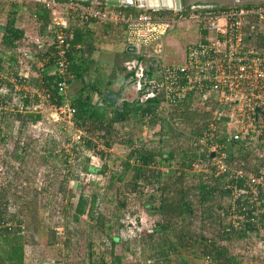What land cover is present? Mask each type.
<instances>
[{"label": "trees", "instance_id": "16d2710c", "mask_svg": "<svg viewBox=\"0 0 264 264\" xmlns=\"http://www.w3.org/2000/svg\"><path fill=\"white\" fill-rule=\"evenodd\" d=\"M191 6H185L186 10ZM119 7L128 12L144 11L134 6ZM23 10L37 17L42 24L41 29H47L51 12L44 5L36 3L32 6L28 2L0 0V18L5 23L2 49L15 48L16 42L25 36V30L18 25ZM148 12L156 15L173 13L151 9ZM71 30L73 38L68 50L69 70L74 74L72 81L79 82L74 95H71L76 109L74 120L76 127L86 132V140L71 142L72 154H76L75 161L79 163L76 170L69 161L70 154L57 148L60 141L54 137L46 140L49 146L41 154L39 163L47 165L54 159L55 165L64 166L66 172L58 179V194L63 199L70 193L69 181L77 179L81 170L106 179L102 192L95 190L90 196L83 192L78 194L74 202H62L60 215L64 214L66 218L70 213L76 217L87 215L91 221V230L101 232L105 236L103 242L109 245L105 247L91 239V230L88 229L86 256L79 261L71 259L73 242L70 239L74 233L73 228L67 225L63 229L66 238L64 233L61 240V232L57 227L52 228L46 220L38 217L36 198L47 188L33 189V181L22 169L33 153L28 152L27 144L21 141L20 135L15 140L18 148L13 153L14 158L22 162L20 168L13 175L0 172V264L32 263L28 251L29 246H32L31 236L34 231L39 233L43 230L47 232V244L59 248L61 264H126L129 253L124 250L125 246L119 247V244L122 240L121 218L131 198L138 201L143 209L161 215L157 234L134 238L133 242L140 244V253L148 252L143 260L135 264H190L192 261L206 264H264L260 262V256L248 258L239 250L236 253L235 246L230 244L240 241L248 244L249 248L252 240L253 243L264 240V214L260 218L261 226L256 225L250 219L251 212L245 208L247 201L240 199L236 205L237 213L244 214L245 218L235 220L234 224L228 201L231 188L226 184L234 180L239 187H246L243 186L244 180L234 179L227 172L215 175V167L209 165L212 157L209 146L197 141L217 108L213 99L205 100L190 93L175 106L174 111H170L163 104L160 84L151 88L153 85L150 82L141 81L142 87L138 93L122 99L121 89L116 101H112L102 94V78L91 74L95 68L92 55L96 47L90 43L88 33L82 27L72 26ZM139 59L147 62L145 57ZM1 62L2 57L0 66ZM129 71L128 78L140 80L136 75L138 65ZM89 75H92L91 80ZM43 78L46 85L56 93L59 75L44 71ZM103 98H106L105 102ZM41 118V114L35 113L1 114L0 143L6 144L14 139L12 136L8 138L9 130H5L4 121L21 122L19 127L22 128V134L29 122ZM228 137L225 134L220 141L228 145L231 161L245 162L248 170H256L261 163V159L252 152L256 146L253 144L247 147L242 140H228ZM100 140L102 149L96 152ZM120 146L124 148L123 154L111 152ZM84 149L99 153L103 159L102 165L91 163L88 157L82 160L80 153ZM2 160L4 163L5 160ZM197 163H201L198 168L195 166ZM91 183L100 186L97 182ZM110 206L111 212L108 208ZM129 249L131 254L138 253L137 248ZM153 259L158 261L150 262Z\"/></svg>", "mask_w": 264, "mask_h": 264}, {"label": "built area", "instance_id": "2783aa9c", "mask_svg": "<svg viewBox=\"0 0 264 264\" xmlns=\"http://www.w3.org/2000/svg\"><path fill=\"white\" fill-rule=\"evenodd\" d=\"M8 1L39 3L49 9L51 21L47 32L51 38L31 39V45L16 48L14 59L6 56L2 60L0 115L41 114V119L29 122L28 126L60 124L65 130L75 127L77 133L72 135V140L84 141L86 132L76 127V109L68 93L74 79L69 70L68 55L73 38L71 20L77 17L84 22L124 24L127 49L140 58L145 57L143 51L149 48L150 59L161 61L162 76L156 85L160 84L162 89L163 103L175 109L179 102L194 93L205 100L212 98L217 104L213 117L197 141L209 146V152L214 153L209 165L215 167V175L227 172L234 179L244 180L243 186L246 187H239L234 180L226 184L231 188L228 201L234 224L235 220L245 218L236 209L242 199L247 201L245 208L252 214L250 219L261 226L260 218L264 214V2L234 0L229 4L192 5V11L186 10L184 4L180 9H151L173 12L156 15L148 12L150 8L135 13L82 0ZM182 23L193 26L199 38L186 46L183 62L164 64L162 53L166 37ZM4 25L0 24V45ZM143 62L140 61L142 66L141 72L137 71L138 77H144ZM137 65L139 70V64L134 67ZM44 71L59 75L56 93L46 85ZM5 122L8 120L3 124ZM19 125L22 123L14 124ZM225 134L229 135L228 140L240 139L247 147L256 146L252 152L261 159L256 170H248L245 162L231 161L228 145L220 141ZM200 164L195 166L198 168ZM258 243L264 247V240Z\"/></svg>", "mask_w": 264, "mask_h": 264}, {"label": "rangeland", "instance_id": "374dc122", "mask_svg": "<svg viewBox=\"0 0 264 264\" xmlns=\"http://www.w3.org/2000/svg\"><path fill=\"white\" fill-rule=\"evenodd\" d=\"M234 0H182L183 4H187L185 6L196 5L199 3H212L215 5L219 4H228L233 2ZM246 2H264V0H244ZM140 10L142 8H139ZM173 10V8H172ZM188 11H192V7L187 9ZM174 15V14H173ZM4 23V20L0 18V24ZM188 23H182L181 25L176 26L166 37V45L164 48V51L162 53V59L164 64H179L183 62L186 46L192 42L198 40V34L196 29L193 28V26L187 27ZM33 37L31 39L33 40L36 37V34L33 33ZM1 51V49H0ZM149 48L145 49L143 51V55L146 57L147 61L150 59L149 57ZM119 55V54H117ZM123 55V54H122ZM125 55V56H124ZM124 65L125 70H131L134 65L137 63L139 64V72H141V63L140 59L138 58L137 54H128L124 53ZM145 65V64H144ZM115 67V65H114ZM111 63H108L104 67L100 68L98 72L95 74L97 77H101L102 74L105 75V78H108L110 76L111 78L114 77L115 71ZM109 77V78H110ZM90 79V77H88ZM102 78V77H101ZM105 78H102V82L105 83ZM71 83V82H70ZM134 86V87H133ZM133 90L137 93L139 91L138 87L141 86L139 82H137L136 86L133 85ZM156 86V85H155ZM136 88V89H134ZM153 88V86L151 87ZM152 90V89H151ZM136 93L130 94L129 97H132V95H135ZM164 105H167V108L170 106L167 103H163ZM170 111H174V108H169ZM14 122L9 121L5 122L3 125L5 126V130H9L8 132V138L11 136L14 138L11 141L6 142V144L0 143V172H9L11 175L14 174V171L20 168L22 162H18L14 156V150H16L18 147V143L16 141L18 140V137L21 135V141H24L27 147L28 152H32L33 154L31 157H28L27 161L23 165L22 169L25 170V172L30 176V179L33 181L32 188H38L41 189L43 187L47 188V191L41 192L37 198L36 203L38 206V217L39 219L46 220L47 224L51 226L52 228H56L59 230L61 240L64 236L63 229L67 225H70V229L73 228L74 233L71 234V242H73L72 246V252H71V259L74 261H79L83 257L86 256V244L89 240L87 236L88 229L91 230V221L89 220L87 215H81L79 217L74 216V213L67 214V217L64 214L60 215V207L62 206V202L69 203L71 200L76 201L78 199L79 193H86L88 196L91 195V192L97 190L99 192H102V187L106 183V179H103L100 176L92 174V173H84L83 170L80 171L78 174L77 179H71L68 183L70 193L68 194L66 199H63L61 194H58L59 190V181L58 179L62 177V174L66 172L64 166L55 165L54 162H56L54 159L50 160L47 165L43 163H39L41 161V154H44V150L46 147L49 146L48 143H45L46 140H50L51 137L56 138L59 140V146H57L60 150H65L66 154H70L69 161L72 162L74 165L75 170L79 167V163L75 161L76 154H72V148H71V142L72 135L77 133V129L75 127H67V130L64 129V127H61L60 124H45L38 127L34 126H27L25 127V131L20 134V131H22L21 127L14 126ZM120 127V126H119ZM122 127V126H121ZM141 130V129H140ZM156 137V136H155ZM86 136L84 137V140ZM154 138V137H153ZM17 139V140H16ZM16 140V141H15ZM83 141V140H81ZM98 147L95 149V151H99L102 149L101 140L99 141ZM20 144V143H19ZM123 146L115 147L111 151L113 154L116 152V154H123ZM92 150H83L82 153H80V157L83 158L82 160L86 159L87 157L90 159V162L96 165H102L103 159L99 155V153H96ZM5 162L3 163V160ZM82 164V162H80ZM100 178V179H99ZM97 182L100 184V186H96L95 184L91 182ZM72 188V189H71ZM76 190V192H74ZM72 191V192H71ZM102 207V206H101ZM111 212V206L108 207ZM128 209V210H127ZM125 209L124 216L121 218V222L123 223V226L121 227V236L122 240L119 244V247H124V250H126L129 254L126 258V264H135L136 261L143 260L148 252L140 253V244L139 242H133L134 238H144L150 234H157L159 231H157V227H159L158 223L161 222V215L153 210H146L143 209L139 202L136 200H130L129 206ZM127 210V211H126ZM112 215V214H109ZM35 232V231H34ZM31 236L32 240V246H29L28 251L31 255L29 256L30 261L32 263L29 264H58L57 262L61 260V257L58 253V247L47 244L48 237L47 234H45L46 230H43L42 232L39 231L35 232ZM47 233V232H46ZM212 233V231H210ZM92 238L95 242L98 244L102 243L103 245L108 246L109 243L105 244L103 242L104 235L101 234L98 230H91ZM66 238V233H65ZM131 242V243H130ZM260 242V241H258ZM232 247L235 246L236 253L242 252L245 256L248 258H257L259 257L261 260L260 262L264 263V247L260 245V243H251V246L248 248V244L241 243L240 241L237 242H231L230 243ZM240 246L245 247L240 248ZM137 248V254L134 255L131 254V251L129 248ZM102 248V247H101ZM120 249V248H119ZM37 259V260H35ZM158 261V259H153L150 262ZM252 260V259H251ZM62 262V261H60ZM159 263V262H158ZM190 264H206L205 262H194Z\"/></svg>", "mask_w": 264, "mask_h": 264}, {"label": "crops", "instance_id": "0c3cea01", "mask_svg": "<svg viewBox=\"0 0 264 264\" xmlns=\"http://www.w3.org/2000/svg\"><path fill=\"white\" fill-rule=\"evenodd\" d=\"M32 6L33 3H30ZM97 4V3H96ZM119 7V6H116ZM120 9H123L119 7ZM49 10V9H48ZM28 11V10H27ZM27 11L23 10V14L19 16V27H22V29L25 30V36L16 42V47L13 49H2V45H0V57H2V60L5 59L6 56H10L11 60L15 58L16 48L21 47L22 45H31L30 42L33 33L36 34L35 38L42 37L44 39H50L51 36L47 32V29L43 30L41 29V23L38 22L36 19L37 17L33 14H29ZM50 11V10H49ZM21 12V13H22ZM71 25L73 27H82L88 34V38L90 43L96 47L92 58L95 60V68L91 74L95 76V74L98 72V70L108 63H111L114 67L115 65V74L114 77L108 76V78H105V75L102 74L101 77L105 78V83L102 82V94L104 96H108L110 93H116L118 95V92L122 89L124 91H121L122 99L128 98L130 94L136 93L133 90L132 86L139 82L141 84L142 82L137 80L133 81L132 78H128L129 70H125L124 66V53L135 54L134 52H131L127 49L126 46V27L124 24H113L109 22H100V21H88L84 22L79 20L77 17L71 20ZM34 38V39H35ZM32 41V40H31ZM119 54V55H117ZM124 56H123V55ZM90 79L92 78V75H89ZM100 77V78H101ZM110 77V78H109ZM79 82L78 81H71L68 89V93L70 98L72 99L71 95H74L76 88L78 87ZM142 85V84H141ZM134 87V86H133ZM142 86L138 87L140 90ZM134 88V89H136ZM102 98V97H101ZM106 101V98H103V102Z\"/></svg>", "mask_w": 264, "mask_h": 264}, {"label": "water", "instance_id": "95a60500", "mask_svg": "<svg viewBox=\"0 0 264 264\" xmlns=\"http://www.w3.org/2000/svg\"><path fill=\"white\" fill-rule=\"evenodd\" d=\"M82 1H87V2H96L98 5H106V6H134L137 8H150V9H158V8H176L180 9L183 5L182 0H173L174 4H154L152 0H82ZM169 2H172V0H169ZM156 61H159V59H156ZM108 97L112 101H116L118 98V95L116 93H110ZM211 156H214V153L211 154Z\"/></svg>", "mask_w": 264, "mask_h": 264}, {"label": "flooded vegetation", "instance_id": "af4514ba", "mask_svg": "<svg viewBox=\"0 0 264 264\" xmlns=\"http://www.w3.org/2000/svg\"><path fill=\"white\" fill-rule=\"evenodd\" d=\"M242 1L245 3H259V2H246L244 0ZM207 5H215V4L205 3V2L196 4V6H207ZM143 64H145L144 65V75L147 77H145L146 80L143 77H139L140 78L139 81H143V82L148 81L150 82L151 85H153V87H155L157 82L161 80V76H162L161 61L160 60L156 61L155 59H149L147 62L144 61Z\"/></svg>", "mask_w": 264, "mask_h": 264}, {"label": "bare ground", "instance_id": "6f19581e", "mask_svg": "<svg viewBox=\"0 0 264 264\" xmlns=\"http://www.w3.org/2000/svg\"><path fill=\"white\" fill-rule=\"evenodd\" d=\"M152 2L155 4H170V3H172V4H174L175 3V1H174V3H173V0H172V2H169V0H152Z\"/></svg>", "mask_w": 264, "mask_h": 264}]
</instances>
